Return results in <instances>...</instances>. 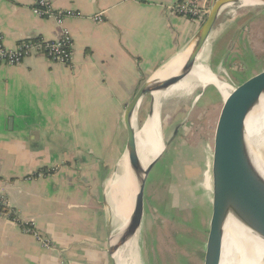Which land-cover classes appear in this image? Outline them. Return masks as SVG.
Here are the masks:
<instances>
[{"label": "crops", "instance_id": "crops-1", "mask_svg": "<svg viewBox=\"0 0 264 264\" xmlns=\"http://www.w3.org/2000/svg\"><path fill=\"white\" fill-rule=\"evenodd\" d=\"M51 1L55 10L83 16L60 25L37 15L33 0H0L9 49L26 39H58L66 27L74 52L71 66L41 54L0 64V195L55 247L0 215V264H108L115 217L106 187L127 143L126 105L192 45L202 23L170 8L185 0ZM235 5L222 10L203 52L230 82L264 68L254 48L264 6Z\"/></svg>", "mask_w": 264, "mask_h": 264}, {"label": "rangeland", "instance_id": "rangeland-1", "mask_svg": "<svg viewBox=\"0 0 264 264\" xmlns=\"http://www.w3.org/2000/svg\"><path fill=\"white\" fill-rule=\"evenodd\" d=\"M236 5L233 9L237 11ZM262 34L258 32L261 37L254 48L261 57L259 64L264 65ZM249 39L255 44L250 35ZM220 78L230 83L225 74ZM216 97L214 86L195 81L190 90L160 99L164 140L172 137L177 125L180 128L147 177L145 212L137 235L138 261L133 264H204L212 214L211 194L206 190L211 186L205 173L211 159L208 146L217 128ZM150 104L151 96L144 97L135 117L137 129L147 120ZM122 156L123 153L111 179L123 172ZM107 196L110 205L115 206L114 198L108 192ZM113 224L116 228L115 218Z\"/></svg>", "mask_w": 264, "mask_h": 264}, {"label": "water", "instance_id": "water-1", "mask_svg": "<svg viewBox=\"0 0 264 264\" xmlns=\"http://www.w3.org/2000/svg\"><path fill=\"white\" fill-rule=\"evenodd\" d=\"M243 1L215 0L201 25L197 37L192 45L188 47L191 48V52L180 73L157 84L151 83L149 78L139 87L127 103L123 115V123L127 131V143L122 157L125 160V165L127 164L131 170L133 182H136L138 191L135 195L133 210L120 244L114 241L115 228L110 234L107 246L108 264H119V259L115 257V253L124 248L126 242L139 232L145 212L147 177L180 128V125H177L172 137L167 141L163 138L164 151L143 169L135 153V144L137 142L135 117L143 98L151 96L148 119L154 113L155 102L153 96L166 91L188 77L192 72L197 58L209 39L222 10L232 4L245 5ZM257 2L256 5L264 6V0H257ZM208 67L211 69L209 65ZM228 84V96H224L222 91L214 85L218 91V95L214 100L215 126L217 125V128L214 129L210 140L211 144L209 143L208 146V150L211 152V159L205 173V180L208 178L211 186L210 189L206 190L211 194L212 214L205 247L204 264H222L225 225L230 217H234L248 228L264 247V183H261L259 179L244 181L242 176L223 159V152L230 136L236 130L246 127L245 121L248 111L264 97V68L241 81H231ZM125 155H127L126 159L124 158ZM262 262L264 264V252Z\"/></svg>", "mask_w": 264, "mask_h": 264}, {"label": "bare ground", "instance_id": "bare-ground-1", "mask_svg": "<svg viewBox=\"0 0 264 264\" xmlns=\"http://www.w3.org/2000/svg\"><path fill=\"white\" fill-rule=\"evenodd\" d=\"M243 3L251 6L258 2L257 0H244ZM205 49L201 50L188 77L166 91L153 96L155 102L153 116L149 117L137 129L136 133L135 153L143 169L165 149L161 123V98L172 93L190 90L195 81L203 86L216 85L224 96H228V82L221 80L203 59ZM190 52L191 48H187L175 56L151 76L150 82L157 84L179 74ZM245 126L230 136L223 152V159L242 176L244 181L259 179L261 183H264V97L248 111ZM124 158L126 159L127 155ZM122 164L124 166L122 174H116L112 179H109L107 186L108 194L115 201V206L110 205V207L116 219L114 241L119 244L124 237L133 210L135 195L138 191L129 166L125 165V162ZM137 235L138 233L126 242L124 248L115 253V257L119 259V264H133L138 261ZM125 248L126 252L124 253ZM263 252V245L251 231L234 217H230L225 225L222 264H263Z\"/></svg>", "mask_w": 264, "mask_h": 264}, {"label": "built area", "instance_id": "built-area-1", "mask_svg": "<svg viewBox=\"0 0 264 264\" xmlns=\"http://www.w3.org/2000/svg\"><path fill=\"white\" fill-rule=\"evenodd\" d=\"M33 2V9L37 15L41 17H53L60 25L63 24L67 17L83 16L80 11H76L73 9L55 10L51 0H33ZM213 2H211V0H185L170 6V8L174 12H177L189 18H193L203 23L210 11ZM104 15L105 11H100L92 18L97 22H102L104 20ZM36 54L45 55L52 61L71 66L74 52L73 40L70 30L66 27H63L61 36L55 40H49L43 37L23 40L15 49H9L5 45L4 35L0 30V64H20L25 58ZM0 215L15 221L22 227V229L26 233L34 234L46 248L55 247L54 243L51 240L35 231L30 223L23 222L17 216L15 211L11 207H9L5 197L1 195ZM22 222L24 224H22Z\"/></svg>", "mask_w": 264, "mask_h": 264}, {"label": "trees", "instance_id": "trees-1", "mask_svg": "<svg viewBox=\"0 0 264 264\" xmlns=\"http://www.w3.org/2000/svg\"><path fill=\"white\" fill-rule=\"evenodd\" d=\"M202 23V22H201ZM215 88V87H214ZM215 90H216V94L218 95V91H217V89L215 88ZM22 224H24L23 222H22ZM187 264V263H186Z\"/></svg>", "mask_w": 264, "mask_h": 264}]
</instances>
